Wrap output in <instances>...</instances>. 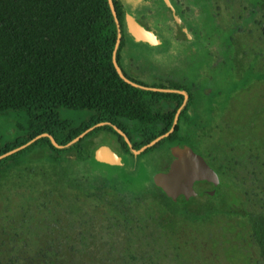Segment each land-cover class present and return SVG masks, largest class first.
Wrapping results in <instances>:
<instances>
[{
	"label": "trees",
	"instance_id": "trees-1",
	"mask_svg": "<svg viewBox=\"0 0 264 264\" xmlns=\"http://www.w3.org/2000/svg\"><path fill=\"white\" fill-rule=\"evenodd\" d=\"M233 1L240 2L242 8L238 13L240 20L234 23L231 33L242 38L239 45L247 48L248 57L260 60L259 67L250 62L246 68L241 62L239 68L255 70L263 79L264 0ZM122 2L113 0L123 34ZM117 39L118 28L108 0H0V117L17 113L24 122L19 126L23 137L0 147V157L43 134L65 146L57 148L48 137H43L0 160V192L11 184L12 170H25L18 175L19 183L12 184L18 190L16 204L6 194L0 199V264H264V162L257 166L250 156L251 165L244 168L246 153L231 156L227 150L210 153L213 166L209 164L223 183L242 180V185L236 186L242 195L239 202L230 205L221 196L220 180L214 196L202 195L184 206L173 203L190 219L201 223L212 222L213 217L220 216L215 215L218 213L227 214L230 219L241 215L244 222L238 223L239 228L226 222L216 227L218 233L211 229L204 232L223 247L237 241L236 245L247 257L234 263L220 261L215 252H209L194 230L198 227L196 223L183 221L178 212L177 217L161 220L153 213L142 215L137 210V204L149 192L145 185H154L157 173L142 176L143 159L166 145L195 148L198 143L193 135L175 132L136 156L125 137L117 134L124 165L103 164L120 170L103 178L94 177L90 170L92 162L102 164L95 161L96 148L89 142L107 127L94 129L69 145L99 122L124 119L144 123L145 113L153 111L145 107L152 104L143 102L141 96L157 93L144 91L117 73L114 65ZM226 40L225 46H229ZM120 43L115 55L117 64L124 39ZM253 79L246 76L244 84ZM62 110L89 115L88 124L69 127L60 118ZM161 135L140 134L141 144L134 145V149ZM246 149L253 153L264 146L235 148ZM44 150H48L47 156ZM36 154L43 155V167L32 170L31 155ZM110 190L117 194L114 200L107 198ZM74 191L78 193L73 194ZM80 195L94 197L96 209L86 210L82 203L87 200L73 197ZM204 197L206 201L200 202ZM226 208L233 209L228 212ZM232 229L239 233V242L232 236L227 239ZM165 259L169 262L165 263Z\"/></svg>",
	"mask_w": 264,
	"mask_h": 264
},
{
	"label": "flooded vegetation",
	"instance_id": "flooded-vegetation-1",
	"mask_svg": "<svg viewBox=\"0 0 264 264\" xmlns=\"http://www.w3.org/2000/svg\"><path fill=\"white\" fill-rule=\"evenodd\" d=\"M129 2V0H123L121 3V8L124 11V36L121 31V41L124 39V43L122 44L118 63L120 72L118 69L116 70L121 78L127 79L144 91L155 92L157 95L141 96L143 102H150L152 104V106L146 105L145 107H150L149 110H153L145 113L146 121L144 123H133L124 119H112L99 122L98 124L103 123V125L95 128H108L107 130L100 131L98 135H101V137L103 135L106 136L105 139L111 143L110 147L122 157V161L124 158L121 148L122 144L117 134L122 138L125 137L124 135L128 138L129 135H137V137L132 136L131 138L135 142H132L129 138L131 142L129 146H131L130 150L133 154L140 152L146 146L134 149V145L141 144L139 135L143 133L150 135L162 134L161 136L167 135L164 139L175 132L190 136L206 134L209 129V113L207 109L208 85L202 83L204 72H208V70L212 72V70L214 71V67L219 69L218 65H225L224 62L230 61V59L233 60V65L239 67L245 59L241 55H248L247 48H242L239 45L243 42L242 38L238 34L231 33V29L235 26L234 23H238L240 20L239 14H232L236 13V9L239 7L240 2L238 1L137 0L136 2L138 3L136 5H130ZM220 2H224V13L230 16V19L225 22L228 27H225L224 23H222L224 15L222 16L221 14ZM150 7L152 10L149 9ZM153 11H155V15L153 16L158 15L159 22H151L152 17L150 13ZM131 12L135 17L132 16ZM129 15L142 28L155 36L152 42H137L129 33L127 27V16ZM167 15L171 16L173 24L170 22L166 24L165 19ZM206 16L209 17L208 23L205 22L207 20ZM208 25L211 27H208ZM226 30H230V33L227 35L225 34ZM225 38L230 42L229 46H225L227 41ZM131 43L136 44L135 47H131ZM182 49L187 52H180ZM140 51L147 53L154 52L159 57L154 58L153 56L152 59H148L149 56H141ZM179 54L189 57L193 63L196 62L197 55L201 56L200 70L196 75L192 76L189 74L191 77L187 76L175 64L168 63L169 56L172 59L176 58L182 61L186 59L184 56L178 57ZM226 56L228 57L227 60ZM161 93L163 94L161 95ZM174 94L179 95V97L174 96ZM179 102L180 105L178 106ZM179 111L180 113L177 118ZM65 112L70 111L60 112V118L69 127L77 128L88 124V117L86 115L70 117ZM183 112L185 114L181 117ZM144 142L145 144L147 143L146 140ZM175 146L185 147L189 145H166L147 156V158H156L157 156L155 155L169 151L171 160L163 171H156L157 173L169 170L174 161L172 148ZM193 150L196 152L194 148ZM144 151L139 154L135 153V155L139 156ZM196 153L206 160L205 156L198 152Z\"/></svg>",
	"mask_w": 264,
	"mask_h": 264
},
{
	"label": "rangeland",
	"instance_id": "rangeland-1",
	"mask_svg": "<svg viewBox=\"0 0 264 264\" xmlns=\"http://www.w3.org/2000/svg\"><path fill=\"white\" fill-rule=\"evenodd\" d=\"M129 4L136 5L138 2L137 0H129ZM221 5V14L223 16V21L225 27H228V25L225 23L230 19V16L228 14L224 13V2H220ZM208 7V6H207ZM242 6L241 3H239L238 9H236V13L232 14H238V12L241 10ZM152 10V8H149ZM206 14H207V8ZM132 16L133 13L131 12ZM155 15V11L150 13V16L152 17V23L159 22L158 15ZM135 17V16H134ZM163 17V16H160ZM207 20L206 23L209 22V17L206 16ZM166 24L171 23L173 24V20L170 15L166 16ZM208 27H211L208 25ZM230 30H226L225 34H229ZM225 35V36H226ZM244 43H247L244 41ZM136 44L131 43V47H135ZM190 47V45H189ZM188 47V48H189ZM183 50V49H182ZM180 50V52L184 53L187 52L185 50ZM141 52V56H149L148 59L158 58L159 55L157 53H147V52ZM179 56H184L186 59L184 61L179 59H172L171 56H169L168 63L175 64L184 74L187 76H194L196 75L200 70V60L201 56L197 55L196 62H192L191 59L183 54H179ZM226 56V60H227ZM147 59V61H148ZM146 61V62H147ZM257 61V62H256ZM250 62L256 63L257 67H259L260 60L255 59L254 57H248V55L245 57L244 61L242 62L243 66L246 68L250 67ZM226 65H218L219 69L214 67V71L211 70L208 72H204L203 74V81L202 83L208 85V100H207V109L209 113V125H208V132L203 135H194V139L197 141L198 144L194 148L196 152L202 154L205 156L206 161L208 164L210 163L213 166L212 161L208 157V154L216 152V154H219L220 152H229L231 155H241L243 153L245 155V158L243 159L244 162V168H247L248 165H251L249 162L250 156L254 157L252 161L255 163H258L257 166H261L260 162H264V149L260 151H255L253 153H250L247 151H236L235 148L240 147H246L251 145H263L264 146V78L259 77V73H255L252 70H247L246 68H243L242 66L236 67L233 65V60L230 59V61L225 62ZM230 64V65H229ZM263 65V64H262ZM261 65V66H262ZM184 71H183V70ZM219 72V73H218ZM190 74V75H189ZM247 78H255L253 80H250L249 83L244 84L245 77ZM191 77V76H190ZM261 80V81H258ZM66 111L62 110L61 112ZM65 114L69 115L70 117H78L79 115L83 114L80 112L70 111L65 112ZM84 115V114H83ZM86 115V114H85ZM213 115V116H212ZM89 117V115H86ZM23 119L20 115L17 113H10L5 117H0V147H3L5 144L9 142H13L19 137H23L22 131L19 129V126L23 124ZM25 125V124H24ZM106 136L98 135V137L91 138L89 144L92 148H98L102 145H109L110 141L105 139ZM115 140V139H114ZM114 146V145H113ZM116 146V145H115ZM46 156L48 153V150H44ZM237 153V154H236ZM41 156L43 155H31V160L33 163H31L30 168L34 170L35 168L41 169L43 165L41 164L44 161V158L41 159ZM156 158L153 157H146L143 159V161L140 164L141 167V174L144 177H149L152 171H163L165 166L169 163L171 160V156L169 151H166L165 153L155 155ZM256 156H258V159H256ZM70 160L74 158V155H69ZM152 159V160H151ZM136 162L137 159H134ZM209 164V165H210ZM105 165V164H104ZM124 165V164H123ZM122 165V166H123ZM110 167H116V166H110ZM121 167V166H120ZM257 168V167H253ZM90 170L94 174V177L103 178L107 174L112 173H120V170H115L111 168H107L102 165H97L95 163L90 164ZM24 169H14L11 172L12 179L10 181L11 184L7 187L5 192H0V199L2 194L9 195V198L12 203V199H14V203L17 202L16 192L18 190L15 189V187H12V184L14 182H18L20 179L18 177L19 174H23ZM38 179L40 177H37ZM221 180V196L227 200L230 205L235 204L239 202V196L241 197L240 191L236 188L237 185H242V180L236 181L235 179L225 180L224 183ZM19 183V182H18ZM227 183H230L227 185ZM149 187V192L146 193L144 200H140V202L137 204V210L142 215H148L149 213L155 214V216L161 220L162 217H174L176 216V213L178 212L179 218H181L183 221H187L190 224L196 223L198 226L194 230L199 233L200 239L203 241V243L206 245L209 252L214 253L218 256L220 261L223 260H232L234 263H238L239 261H242L246 259L247 254L245 251L240 250V247L236 245L237 241L232 243L231 245L227 246H221L218 244L217 240H211L209 236L204 235V232H207L208 229H211L209 231L212 232V230L219 232L218 226L224 225L226 222H229L230 224L236 225L238 227V223H243L244 219L240 216H232L230 219L229 217H226L221 215V213L215 214L216 216L220 215L219 217L212 218V222H206L201 223L197 222L196 220L190 219V216L186 214V212L183 209L178 208L173 202L169 200L168 197H166L165 194L159 188H157L155 185H145L146 187ZM235 186V187H234ZM220 186H218L219 188ZM21 186L19 187L20 190ZM246 189H248V185H246ZM238 191V193H237ZM78 193L76 191L73 192V194ZM110 197H107L109 199H115L117 194L110 190L109 191ZM13 197V198H12ZM78 197V201H85L82 203V206L86 210L89 209H96L94 204V197H91V199H88L85 196H73ZM113 197V198H112ZM199 198V197H197ZM196 198V199H197ZM200 202H205L206 198H200ZM94 205V206H92ZM234 206V205H233ZM12 207V206H11ZM223 209V208H222ZM233 208H226V211H231ZM224 210V209H223ZM246 210H248V206L246 207ZM217 211H221V209H218ZM12 213V212H11ZM243 214V213H242ZM177 217V216H176ZM44 219V216H43ZM205 222V221H204ZM242 230V229H241ZM244 232V230H242ZM231 235L227 236V239H229L231 236L238 240L240 235L237 231H234L233 229L229 232ZM246 233L244 232L243 235ZM220 242L224 239H218ZM165 263L169 262V259H165ZM170 264V263H169Z\"/></svg>",
	"mask_w": 264,
	"mask_h": 264
},
{
	"label": "water",
	"instance_id": "water-1",
	"mask_svg": "<svg viewBox=\"0 0 264 264\" xmlns=\"http://www.w3.org/2000/svg\"><path fill=\"white\" fill-rule=\"evenodd\" d=\"M110 7L112 9L114 18L116 20L117 28H118V39L116 43V48L114 51V65L116 69L120 72V68L115 60L116 51L119 47L121 42V28L120 23L117 18V13L114 7L113 0H108ZM127 27L129 33L136 39L137 42L139 41H148L152 42L155 36L152 33L147 32L144 28H142L136 20L132 16H127ZM126 82L138 87L137 85L133 84L132 82L124 79ZM181 111V110H180ZM177 118L179 116V113ZM103 125V123L93 126L92 128L85 131L79 137L74 139L69 145H72L78 142L80 139L85 137L88 133L93 131L96 127ZM122 133V132H120ZM126 140L131 144L129 139L124 135ZM167 135L161 136L151 142L150 144L146 145L140 152H135L139 154L146 150L149 147L156 145L159 141L164 139ZM43 137H48L53 145L57 148H64L65 146H60L55 141L54 137L49 134H43L29 143L25 144L24 146L17 148L7 154H4L0 157V160L19 151L22 150L29 145L33 144L38 139ZM172 155L174 157V161L172 162L169 170L166 172H158L153 177L154 185L161 189L162 192L170 199L173 203L178 206H184L192 199H195L202 195H210L214 196L218 186L220 185V177L216 173V171L206 162V160L199 154H197L193 148L189 146L180 147L175 146L172 148ZM95 161L100 164H105L108 166H122L123 161L122 157L115 152L112 147L103 145L98 147L94 153Z\"/></svg>",
	"mask_w": 264,
	"mask_h": 264
}]
</instances>
